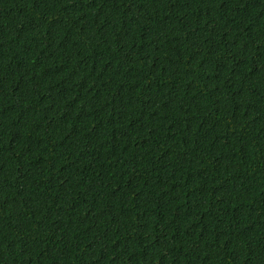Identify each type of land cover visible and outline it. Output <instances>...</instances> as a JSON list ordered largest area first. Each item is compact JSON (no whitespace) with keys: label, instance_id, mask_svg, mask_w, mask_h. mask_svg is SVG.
I'll return each instance as SVG.
<instances>
[{"label":"trees","instance_id":"trees-1","mask_svg":"<svg viewBox=\"0 0 264 264\" xmlns=\"http://www.w3.org/2000/svg\"><path fill=\"white\" fill-rule=\"evenodd\" d=\"M0 264H264V0H0Z\"/></svg>","mask_w":264,"mask_h":264}]
</instances>
